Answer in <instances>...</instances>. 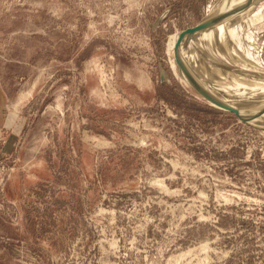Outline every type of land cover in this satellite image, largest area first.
<instances>
[{
	"label": "rangeland",
	"instance_id": "374dc122",
	"mask_svg": "<svg viewBox=\"0 0 264 264\" xmlns=\"http://www.w3.org/2000/svg\"><path fill=\"white\" fill-rule=\"evenodd\" d=\"M218 2L0 0V264H264V129L173 66Z\"/></svg>",
	"mask_w": 264,
	"mask_h": 264
},
{
	"label": "bare ground",
	"instance_id": "6f19581e",
	"mask_svg": "<svg viewBox=\"0 0 264 264\" xmlns=\"http://www.w3.org/2000/svg\"><path fill=\"white\" fill-rule=\"evenodd\" d=\"M248 1H250V5L245 8V11H247L246 13L244 12L246 15L245 17H237L238 12L239 14H242V11H238L236 14L230 15L224 19L220 24L210 27L208 30L201 31L190 39H187L181 44L179 49L184 58V62L187 67H189L194 79L206 92L215 96L219 101L227 103L241 111L246 116L251 117L253 120L251 123H253V125H258L264 128V79L257 77L249 78L248 75V73L253 74V72H259V70L262 69L254 66L257 64L251 65L248 56L240 51L242 45L233 42L234 37L239 38L243 35H249L248 31L250 28H241L242 24H240L239 21L249 17L248 14H250L251 10L255 8L254 6L258 0H219V2L213 7V11L211 12L210 10L209 16L232 11L236 9L237 6H241ZM228 19H231L232 21H227ZM252 20L253 18L249 19L251 23L254 22ZM224 35H227L229 39L225 38L227 44L223 43V47H221L224 55L219 61H213L212 53L208 51V49L203 52L201 49H198L199 47H196L197 44L203 42L205 43L204 46L207 48L208 44L215 43V40L223 38ZM230 37L233 38L231 39ZM176 42L173 47V53ZM229 62L236 66V68H234V72L236 73H234L233 77H230L228 71L224 70V67L229 68ZM173 66L176 68V71H178L179 78L188 82L183 71L178 67L176 53H174ZM255 67L257 68L256 70L254 69ZM244 77L246 79H244ZM254 79L256 80V83L253 84L252 80ZM228 83L230 86L227 85ZM247 87L251 88L248 89Z\"/></svg>",
	"mask_w": 264,
	"mask_h": 264
},
{
	"label": "water",
	"instance_id": "95a60500",
	"mask_svg": "<svg viewBox=\"0 0 264 264\" xmlns=\"http://www.w3.org/2000/svg\"><path fill=\"white\" fill-rule=\"evenodd\" d=\"M248 5H250V1H248L247 3H245L241 6H237V8L232 10V11L222 12L221 14L215 15V16H209L208 15V17L202 19L194 27H190V28H187V29L181 31L178 35V38H177L178 40H177L176 45H175L174 53H176V58L178 61V67L183 71L187 81L190 83V85L192 86V88L195 91H197L201 96H203L209 102H213V104L217 108H220L221 110H224V111L227 110V111L233 113L244 124H247V125L254 127V128L259 127V128L264 129L263 127H260L258 125H253V123H251L253 121L251 119V117L246 116L245 114H243L238 109H235L234 107L228 105L227 103H223V102L219 101L218 99L215 98V96L210 95L208 92H206L204 90V88L202 86H200V84L198 82H196V80L194 79L189 67H187L186 63L184 62V58L182 57V53L179 49L181 44L183 42H185L187 39H190L195 34L201 32V31L208 30V28L214 27V26L220 24L221 22H223L224 19H226L230 15L236 14L238 11H241L244 8H247ZM164 79H165L164 76H162V80H164Z\"/></svg>",
	"mask_w": 264,
	"mask_h": 264
}]
</instances>
